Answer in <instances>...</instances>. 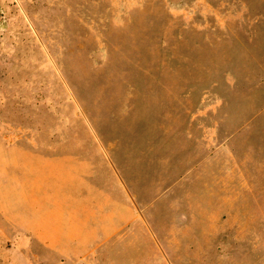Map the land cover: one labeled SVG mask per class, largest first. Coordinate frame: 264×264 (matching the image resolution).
Wrapping results in <instances>:
<instances>
[{
    "label": "rangeland",
    "instance_id": "1",
    "mask_svg": "<svg viewBox=\"0 0 264 264\" xmlns=\"http://www.w3.org/2000/svg\"><path fill=\"white\" fill-rule=\"evenodd\" d=\"M36 157L124 202L91 264H264V0H0V264Z\"/></svg>",
    "mask_w": 264,
    "mask_h": 264
},
{
    "label": "crops",
    "instance_id": "2",
    "mask_svg": "<svg viewBox=\"0 0 264 264\" xmlns=\"http://www.w3.org/2000/svg\"><path fill=\"white\" fill-rule=\"evenodd\" d=\"M33 150L37 147L23 146V157ZM66 160L36 157L38 162L23 164V255L36 264L48 258L91 264L103 235L109 228L116 233L123 223L124 202L109 198L76 159Z\"/></svg>",
    "mask_w": 264,
    "mask_h": 264
}]
</instances>
